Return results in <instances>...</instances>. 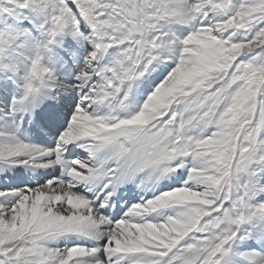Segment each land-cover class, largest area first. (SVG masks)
Masks as SVG:
<instances>
[{
  "label": "snow or ice",
  "instance_id": "1",
  "mask_svg": "<svg viewBox=\"0 0 264 264\" xmlns=\"http://www.w3.org/2000/svg\"><path fill=\"white\" fill-rule=\"evenodd\" d=\"M0 264H264V0H0Z\"/></svg>",
  "mask_w": 264,
  "mask_h": 264
}]
</instances>
